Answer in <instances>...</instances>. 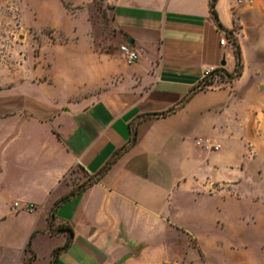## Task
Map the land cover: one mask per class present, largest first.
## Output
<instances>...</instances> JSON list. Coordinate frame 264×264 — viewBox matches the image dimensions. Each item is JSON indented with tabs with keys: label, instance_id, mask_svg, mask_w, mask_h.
<instances>
[{
	"label": "crops",
	"instance_id": "obj_1",
	"mask_svg": "<svg viewBox=\"0 0 264 264\" xmlns=\"http://www.w3.org/2000/svg\"><path fill=\"white\" fill-rule=\"evenodd\" d=\"M106 1L137 60L117 65L81 101L31 98L26 110L0 107V250L7 253L0 264H21L31 234L32 262L42 243L44 264H164L168 232L201 239L189 224L216 225L223 205L235 204L222 192L237 179L264 103L263 27L245 18L262 17L264 0H246L234 15L232 0H216L223 28H236L241 75L194 92L164 116L144 115L179 105L206 67L233 69L209 0ZM133 124L135 143L98 181L71 193L66 175L78 167L94 178L128 144ZM47 218L50 228L71 229L64 248L67 232H49Z\"/></svg>",
	"mask_w": 264,
	"mask_h": 264
},
{
	"label": "rangeland",
	"instance_id": "obj_2",
	"mask_svg": "<svg viewBox=\"0 0 264 264\" xmlns=\"http://www.w3.org/2000/svg\"><path fill=\"white\" fill-rule=\"evenodd\" d=\"M246 3L233 2V15ZM111 8L106 0H0V107L26 110L31 98L50 103L60 97L62 105L81 101L102 78L115 74L117 65H127L119 50L126 42L113 24ZM245 20L261 23L264 35V15ZM212 81L213 87L232 82L219 75ZM257 121L251 141L244 144L237 179L229 192H222L235 204L223 205L216 225L189 224L201 239L168 232L164 264H264V103ZM65 179L76 189L92 178L75 167ZM45 250L41 243L34 262L25 251L21 264H44ZM5 256L0 250V262Z\"/></svg>",
	"mask_w": 264,
	"mask_h": 264
},
{
	"label": "trees",
	"instance_id": "obj_3",
	"mask_svg": "<svg viewBox=\"0 0 264 264\" xmlns=\"http://www.w3.org/2000/svg\"><path fill=\"white\" fill-rule=\"evenodd\" d=\"M215 3L216 0H209L208 2V9H209V14L211 16V18L213 19L215 26L218 30L223 31L228 42L231 45L232 51H233V56H234V66L232 69V72H227L226 70H224L222 67L219 69V76L220 77H226L228 79V81H232L233 79H237L240 75H241V69H242V59H241V51H240V47L239 44L236 41V38L233 35V32L236 30V28H233L231 30H227L224 29L223 26L221 25V23L219 22L218 18H217V13L215 10ZM212 79L211 78H204L201 81H199L196 85H194L193 87H191L188 91V93L185 95V97L181 100V102L179 103V105H177L176 107H172L169 110L165 111V112H161V113H150V114H146L144 116H164L166 114H169L171 112H173L178 106H181L185 101L188 100V98L196 91L204 89L206 86L211 85ZM136 141V126L130 125V137H129V142L127 145H125L124 147L118 149L113 156L111 157V159L109 161H107L103 167L94 175V178L91 179L90 182H96L99 180V178L104 174V172L109 168L110 164L129 146L133 145ZM89 182V183H90ZM82 188V186L80 187ZM80 188H76L74 189L71 193L74 192H79ZM50 220L47 218V228L50 231ZM57 232H67V238H66V242L65 245L61 248H64L70 238H71V229H69L67 226L64 227L62 225H60L57 229ZM34 233V232H33ZM52 233V232H51ZM32 236V234H31ZM31 236L29 237L26 246H25V251H29L30 252V257L28 259H31L32 257L34 258V253L31 251L30 248V240H31ZM60 248H57L53 251V259H54V255L57 253V251Z\"/></svg>",
	"mask_w": 264,
	"mask_h": 264
},
{
	"label": "built area",
	"instance_id": "obj_4",
	"mask_svg": "<svg viewBox=\"0 0 264 264\" xmlns=\"http://www.w3.org/2000/svg\"><path fill=\"white\" fill-rule=\"evenodd\" d=\"M234 3L238 4L241 3L242 0H232ZM220 44H224L225 40L224 39H220L219 40ZM121 56H122V60L124 61V63L126 64H132L134 63L137 58H138V53L136 52V50H134L128 43L122 44L119 47ZM221 67H215V66H208L204 69L203 74H202V78H216L218 77L219 74V69ZM213 82V81H212ZM214 83V82H213ZM213 83L211 85H213ZM204 147L206 149H217L218 145H212L210 143H206L204 145Z\"/></svg>",
	"mask_w": 264,
	"mask_h": 264
},
{
	"label": "water",
	"instance_id": "obj_5",
	"mask_svg": "<svg viewBox=\"0 0 264 264\" xmlns=\"http://www.w3.org/2000/svg\"><path fill=\"white\" fill-rule=\"evenodd\" d=\"M124 40H125V42L126 43H128V44H132V39L131 38H129L128 36H125V38H124ZM223 64V63H222ZM126 258V257H125ZM124 260V259H123Z\"/></svg>",
	"mask_w": 264,
	"mask_h": 264
}]
</instances>
